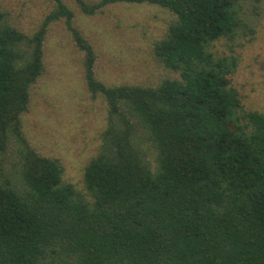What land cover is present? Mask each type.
<instances>
[{"label": "trees", "instance_id": "trees-1", "mask_svg": "<svg viewBox=\"0 0 264 264\" xmlns=\"http://www.w3.org/2000/svg\"><path fill=\"white\" fill-rule=\"evenodd\" d=\"M51 1L31 34L0 10V264H264V114L245 109L232 83V46L255 32L240 0H73L87 16L117 3L173 16L153 47L167 74L154 87L99 81L74 14ZM59 20L83 53L88 93L108 109L84 191L21 131ZM221 41L228 54L214 51ZM11 139L23 148L15 178L3 171Z\"/></svg>", "mask_w": 264, "mask_h": 264}, {"label": "rangeland", "instance_id": "rangeland-1", "mask_svg": "<svg viewBox=\"0 0 264 264\" xmlns=\"http://www.w3.org/2000/svg\"><path fill=\"white\" fill-rule=\"evenodd\" d=\"M62 1L74 14V26L94 48L99 81L107 86L154 87L167 77L153 47L173 19L169 12L154 5L117 3L87 16L73 0ZM240 2L243 18L255 32L232 46L238 57L232 83L245 109L264 114V0ZM53 7L51 0H0V10L25 34L33 33ZM229 48L221 41L214 51L228 54ZM82 57L64 21L52 22L44 43L45 71L30 88L28 107L20 118L28 145L41 156L58 159L62 181L80 191H84L83 169L99 150L108 110L101 97L92 98L86 89ZM22 152L21 144L11 139L4 174L18 175ZM155 155L152 150L147 155L151 166Z\"/></svg>", "mask_w": 264, "mask_h": 264}]
</instances>
